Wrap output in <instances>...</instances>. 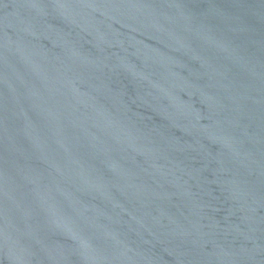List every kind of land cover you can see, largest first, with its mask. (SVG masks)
Segmentation results:
<instances>
[{
	"label": "water",
	"instance_id": "obj_1",
	"mask_svg": "<svg viewBox=\"0 0 264 264\" xmlns=\"http://www.w3.org/2000/svg\"><path fill=\"white\" fill-rule=\"evenodd\" d=\"M0 264H264V0H0Z\"/></svg>",
	"mask_w": 264,
	"mask_h": 264
}]
</instances>
